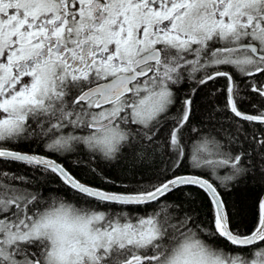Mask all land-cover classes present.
I'll return each mask as SVG.
<instances>
[{
	"label": "flooded vegetation",
	"instance_id": "af4514ba",
	"mask_svg": "<svg viewBox=\"0 0 264 264\" xmlns=\"http://www.w3.org/2000/svg\"><path fill=\"white\" fill-rule=\"evenodd\" d=\"M186 76L198 83L226 77L232 108L235 78H252L251 88L264 97V0H0V92L31 89L35 99L13 118L17 135L42 114L54 117L53 99L79 113L77 122L52 118L46 152L17 151L68 169L52 155L62 152L52 145L61 130L86 142L94 131L112 127L123 139L126 128L138 123L136 96L168 94L170 105ZM120 93L111 101L104 96ZM261 112L257 117L264 121V105ZM33 217L0 215V264H166L175 254L153 245L159 230L154 240L149 230L136 229L59 236L24 229Z\"/></svg>",
	"mask_w": 264,
	"mask_h": 264
},
{
	"label": "trees",
	"instance_id": "16d2710c",
	"mask_svg": "<svg viewBox=\"0 0 264 264\" xmlns=\"http://www.w3.org/2000/svg\"><path fill=\"white\" fill-rule=\"evenodd\" d=\"M191 77L189 80L186 76L174 88L172 103L155 119L128 126L115 150L106 152L75 141L64 130L62 140L59 138L64 149L52 155L63 161L78 180L116 193H144L174 176L202 175L219 190L231 230L240 236L249 235L259 225L264 195V121L243 115L262 114L264 97L251 88L252 78H235L238 90L234 110L227 98L226 77L203 83ZM52 112L57 122L66 117L79 121V113L63 102ZM50 118L48 112L42 114L35 123L30 121L23 135L0 142V147L46 152V139L53 126ZM61 203L82 213H102L104 226L150 219L160 231L153 245L169 251L194 239L211 253L243 264L253 258L264 259V239L239 246L218 232L215 207L206 189L199 185H179L148 202L123 203L82 192L59 174L0 157V215L17 217L23 213L26 219Z\"/></svg>",
	"mask_w": 264,
	"mask_h": 264
},
{
	"label": "rangeland",
	"instance_id": "374dc122",
	"mask_svg": "<svg viewBox=\"0 0 264 264\" xmlns=\"http://www.w3.org/2000/svg\"><path fill=\"white\" fill-rule=\"evenodd\" d=\"M31 89H26L21 93L3 94L0 92V142L14 140L16 134L20 131L19 123L14 120L18 116L19 110L24 107L28 101L33 99ZM53 99L51 103H60L62 100ZM60 101V102H59ZM171 101L170 95L164 93H151L136 96V107L133 111L136 120L140 123H149L155 119ZM25 102V103H24ZM24 103V105H23ZM57 116L51 117L56 118ZM58 118H56L57 120ZM60 132V131H59ZM61 132H64L61 130ZM96 138H88L86 143L92 147H98L101 150L110 152L115 150L117 144L122 140L118 129L107 128L93 132ZM61 139V136L59 137ZM59 138L52 143L58 150H63ZM67 146V145H66ZM203 148H200L202 150ZM199 150V148H198ZM204 150V149H203ZM199 166L202 163L198 162ZM4 206V205H3ZM45 209L42 213L25 221L24 229L36 231H56V235H66V232L74 235L82 234L90 230H131L137 231L149 230V235L154 240L157 235L158 227L150 219H145L134 224H118L104 226L101 222L104 219L102 213L87 212L82 213L74 210L72 207L59 204L57 206ZM3 211V210H2ZM1 213V211H0ZM75 232V233H74ZM85 235V234H82ZM146 239V238H145ZM150 239V238H147ZM151 241V240H148ZM147 241V242H148ZM166 264H243L235 258H226L216 253H211L202 247L197 240H185L175 251L174 257ZM248 264H264V259L253 258Z\"/></svg>",
	"mask_w": 264,
	"mask_h": 264
},
{
	"label": "water",
	"instance_id": "95a60500",
	"mask_svg": "<svg viewBox=\"0 0 264 264\" xmlns=\"http://www.w3.org/2000/svg\"><path fill=\"white\" fill-rule=\"evenodd\" d=\"M253 48L255 50L257 49L256 46H253ZM121 94L122 93L117 94V95L116 94L114 95L105 94L104 96L110 98L108 99V101H111L119 97ZM106 123H102L97 126L102 127ZM0 157L28 160V161H32L35 163L47 165L49 167L54 168L70 186L82 192H85L89 195L95 196L100 199L116 201V202H123V203L148 202V201L155 200L161 197L163 194H165L166 192L170 191L171 189L179 185L196 184V185H199L205 188L208 194L210 195L212 203L215 207L217 229H218V232L223 237L228 239L233 244H236L239 246H249V245L258 243L264 239V195L262 196L261 202H260L261 218H260L258 227L249 235L239 236V235H236L230 228L227 210L223 202V199L221 197V194L219 190L217 189L216 185L210 179L202 175L193 174V173L178 175V176H174L168 179L167 181L162 183L160 186H158L157 188L151 191L144 192V193H138V194H124V193L106 191V190L91 186L87 183H84L78 180L77 178H75L74 175L71 172H69L58 161L46 158L41 155L20 152V151H16L12 149H7V148H0Z\"/></svg>",
	"mask_w": 264,
	"mask_h": 264
}]
</instances>
